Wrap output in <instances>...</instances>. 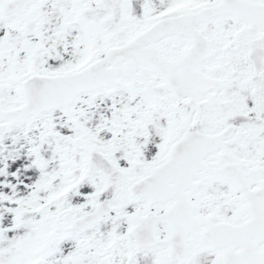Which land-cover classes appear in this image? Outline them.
<instances>
[{"label": "snow or ice", "instance_id": "obj_1", "mask_svg": "<svg viewBox=\"0 0 264 264\" xmlns=\"http://www.w3.org/2000/svg\"><path fill=\"white\" fill-rule=\"evenodd\" d=\"M0 264H264V0H0Z\"/></svg>", "mask_w": 264, "mask_h": 264}]
</instances>
